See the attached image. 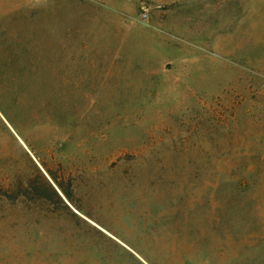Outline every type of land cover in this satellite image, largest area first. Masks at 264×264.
<instances>
[{"label":"rangeland","instance_id":"374dc122","mask_svg":"<svg viewBox=\"0 0 264 264\" xmlns=\"http://www.w3.org/2000/svg\"><path fill=\"white\" fill-rule=\"evenodd\" d=\"M0 264H264V0H0Z\"/></svg>","mask_w":264,"mask_h":264},{"label":"trees","instance_id":"16d2710c","mask_svg":"<svg viewBox=\"0 0 264 264\" xmlns=\"http://www.w3.org/2000/svg\"><path fill=\"white\" fill-rule=\"evenodd\" d=\"M55 182H56L57 185L60 187L62 193L64 194V196L66 197V199L68 200V202H69V203H72V197H71V195H70L67 191H65V190L63 189V187L57 182V179H55ZM54 194L56 195V197H57L60 201H62L61 197L58 195V193H57L55 190H54ZM62 202H63V201H62ZM67 208H68V207H67Z\"/></svg>","mask_w":264,"mask_h":264}]
</instances>
